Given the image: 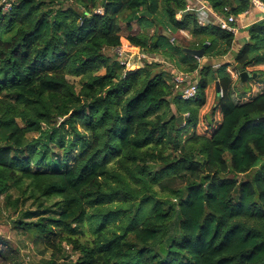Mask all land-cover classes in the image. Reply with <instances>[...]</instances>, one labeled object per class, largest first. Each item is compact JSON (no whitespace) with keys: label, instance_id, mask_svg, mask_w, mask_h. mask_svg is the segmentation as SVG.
<instances>
[{"label":"trees","instance_id":"trees-1","mask_svg":"<svg viewBox=\"0 0 264 264\" xmlns=\"http://www.w3.org/2000/svg\"><path fill=\"white\" fill-rule=\"evenodd\" d=\"M0 3V220L49 252L43 264H264V19L240 47L198 26L187 0ZM121 38L198 74L196 97L180 99L158 63L126 70ZM0 264H24L1 235Z\"/></svg>","mask_w":264,"mask_h":264},{"label":"rangeland","instance_id":"rangeland-1","mask_svg":"<svg viewBox=\"0 0 264 264\" xmlns=\"http://www.w3.org/2000/svg\"><path fill=\"white\" fill-rule=\"evenodd\" d=\"M260 5H258V7H255L252 4V7L254 9H256V10H259L260 13L264 12V7H262L263 5L262 6H260ZM8 9H9L8 5L3 8V10H6V11ZM135 24L132 25L133 28H134V31L137 29V26ZM120 26H121V29L123 31L122 33L126 34L127 32L124 29V27H125L124 24H121ZM178 35L182 36V37H185V38H188V33L187 32L180 31V33ZM120 41H121V50H122V52L123 53L124 52L128 53L130 55V58L133 57V62H130V63L133 64L135 66V68H132L130 70H136L138 68H141L144 64L158 63L159 64V66L157 68V69H159L158 71L164 70L167 73L168 77H170L169 75L171 74V79L167 78L168 82H170V83L173 82L174 77L176 75H178L179 72H182V74H185L184 73L185 70H183V68L180 69L179 66L175 62H169V61H167L165 59H162L161 57H158V56H155L156 59L151 57V56L148 57L142 51H139V50H136L135 48H132L128 44V42L126 40H124V38H121ZM237 43H238V46L240 45V47L244 45L243 41H241V42L237 41ZM181 48H183V47L181 46ZM181 50L182 49H180V50L175 49L174 50V51L177 52L179 57H189V58H185V59H190V58L198 59L195 56H192V55H189V54H185V52L183 50L182 51ZM190 50H192V49H190ZM109 55H111V54H109ZM226 56L221 57V59L225 58ZM124 58H125V56L121 57V60H124ZM204 59L205 58L198 59L201 66L205 62L208 61V60H204ZM176 60L179 62L178 59H176ZM222 61L223 60L218 61L217 64H215V67L219 68L222 65ZM227 70H228L229 74H231V76L235 75L230 67H228ZM193 75L190 76V77L192 79L196 78V80H197V78L199 77L198 74L194 73ZM68 80L70 82H73V83H76V84L78 83V80H76V79L68 78ZM171 107H172L171 109L173 110V106H171ZM196 173L199 174L200 172L197 170ZM180 176H183V177H173L172 179H167V180L164 181L163 184H167V185L172 186V187L183 186V185L186 184V181H187L189 175L181 174ZM26 208L29 209V206H27ZM34 219L35 218H32V220H34ZM0 235L3 236V237L8 238L14 245H17L20 258L23 260L24 264H43L42 263L43 260H48L49 259V252H47L45 255H40L38 253V251L35 248H33L28 241H26L22 237L17 236L15 234V232L13 230H11V226H10L8 221L5 222L4 220H0ZM70 259L74 260L75 259V255H73Z\"/></svg>","mask_w":264,"mask_h":264},{"label":"built area","instance_id":"built-area-1","mask_svg":"<svg viewBox=\"0 0 264 264\" xmlns=\"http://www.w3.org/2000/svg\"><path fill=\"white\" fill-rule=\"evenodd\" d=\"M188 4L186 6L187 11H193L198 26L205 27L208 25H217L221 30L226 32L236 34L237 29L234 26L236 18L232 15L223 16L215 13L206 2L200 0H187ZM193 2V3H189ZM253 6L258 7L261 3L257 0L252 1ZM261 4L260 6H262ZM264 7V5L262 6ZM224 12H228L227 8H224ZM264 13V12H262ZM115 54L118 57L120 64H122L126 70L135 68L133 64V57L130 58V55L126 52H122L121 47L114 50ZM125 56L124 60H121V57ZM146 59V58H145ZM172 84H174V90L177 96L182 100H191L194 99L198 91V82L195 79H192L188 74H178L174 77ZM187 116V115H186Z\"/></svg>","mask_w":264,"mask_h":264},{"label":"crops","instance_id":"crops-1","mask_svg":"<svg viewBox=\"0 0 264 264\" xmlns=\"http://www.w3.org/2000/svg\"><path fill=\"white\" fill-rule=\"evenodd\" d=\"M248 14H249L248 17H246V18H244V16L237 18L236 21H235V23H234V26L237 29V32H236V34L234 36H236L238 42L239 41L240 42L243 41L245 43V40H246L245 38L246 37L244 36L245 33H243V31L252 22H255V21L264 19V14L262 12L260 13V11L259 10H256V9L255 10H251ZM237 45H238V43H237ZM204 60H206V59H204ZM218 60H223L222 61V64L223 63H230V61H231L228 56H226L223 59H217V62H218ZM179 73L182 74V72H179Z\"/></svg>","mask_w":264,"mask_h":264},{"label":"water","instance_id":"water-1","mask_svg":"<svg viewBox=\"0 0 264 264\" xmlns=\"http://www.w3.org/2000/svg\"><path fill=\"white\" fill-rule=\"evenodd\" d=\"M185 13H187V12H185ZM143 15H144V14L142 13L141 16H143ZM138 18H140V16L137 15V16L134 17L133 20L136 21V20H138ZM131 20H132V19H131ZM131 20H130V21H131ZM168 37H169L170 39H172V37H171L170 35H168ZM182 50H183L185 53L189 54V55H192V56L197 57L198 59H200V58L202 57V53H203V49H200V50H190V49L182 48ZM246 78H248V74H247V73H241V74H240V84H242ZM177 122H178V124L181 123V118H180V117L177 118Z\"/></svg>","mask_w":264,"mask_h":264}]
</instances>
